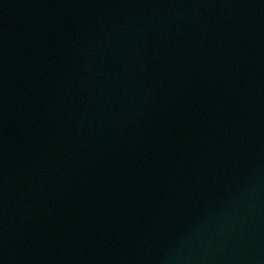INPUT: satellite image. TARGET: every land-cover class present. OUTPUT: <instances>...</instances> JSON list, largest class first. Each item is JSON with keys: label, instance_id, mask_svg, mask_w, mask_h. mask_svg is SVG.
Here are the masks:
<instances>
[{"label": "water", "instance_id": "water-1", "mask_svg": "<svg viewBox=\"0 0 264 264\" xmlns=\"http://www.w3.org/2000/svg\"><path fill=\"white\" fill-rule=\"evenodd\" d=\"M0 264H264V0H0Z\"/></svg>", "mask_w": 264, "mask_h": 264}]
</instances>
